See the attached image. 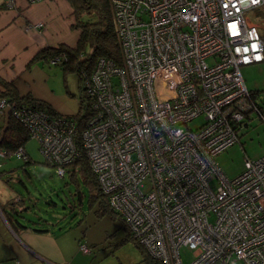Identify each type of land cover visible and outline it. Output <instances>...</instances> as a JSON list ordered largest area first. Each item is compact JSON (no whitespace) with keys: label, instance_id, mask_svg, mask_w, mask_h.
<instances>
[{"label":"built area","instance_id":"obj_1","mask_svg":"<svg viewBox=\"0 0 264 264\" xmlns=\"http://www.w3.org/2000/svg\"><path fill=\"white\" fill-rule=\"evenodd\" d=\"M109 2L121 63L99 58L83 76L92 115L80 134L100 191L160 264H184L182 246L188 264H264V157L233 179L215 161L261 120L240 67L264 62V0ZM7 107L62 177L79 157L75 122L5 100L0 115Z\"/></svg>","mask_w":264,"mask_h":264},{"label":"rangeland","instance_id":"obj_2","mask_svg":"<svg viewBox=\"0 0 264 264\" xmlns=\"http://www.w3.org/2000/svg\"><path fill=\"white\" fill-rule=\"evenodd\" d=\"M86 19L87 16L84 17ZM240 73L248 91L260 92V99L256 101L264 115V62L241 66ZM35 76L39 97H45L43 99L52 103L60 115L77 113L81 89L74 71L64 75L61 67L48 63ZM201 121L200 117L190 126L197 128ZM238 135V142L215 158L228 179L242 173L245 158L257 160L264 157V121L256 114ZM25 149L31 159L30 164L24 165V160L16 156L1 158L0 162H5L7 168H13L4 181L11 191L23 197L25 210L22 214L35 228L44 227L45 222L53 224L54 233L59 236V241L65 243L70 255L75 251L76 255L85 258L81 264H141V254L132 242L125 241L115 248L116 243L125 238V232L117 220L109 219L105 213L98 215L104 211L99 207V200L90 203V188L80 175L74 178L66 172L59 176L56 168L45 164L34 139L27 142ZM215 184V181L211 182L212 186ZM79 240L91 249L89 255L79 251ZM192 253L193 250L187 246L179 249L184 264L192 260ZM78 260L77 257L76 264Z\"/></svg>","mask_w":264,"mask_h":264},{"label":"crops","instance_id":"obj_3","mask_svg":"<svg viewBox=\"0 0 264 264\" xmlns=\"http://www.w3.org/2000/svg\"><path fill=\"white\" fill-rule=\"evenodd\" d=\"M74 25V10L68 0L35 3L16 0L13 9L4 8L0 0V81L12 84L20 96L29 93L59 113L52 103L36 93L35 74L45 65L36 60V56L44 49L61 45L74 48L80 35ZM3 90L0 85V92ZM1 158L8 157L0 155ZM12 170L5 162H0V264H76L77 257V264H81L85 258L76 255L75 251L70 255L65 243L54 233L53 224L45 222L44 227L35 228L22 214L23 197L11 191L4 181ZM18 199L20 201L16 203ZM3 212L11 214V223ZM140 254L139 263L149 264Z\"/></svg>","mask_w":264,"mask_h":264},{"label":"trees","instance_id":"obj_4","mask_svg":"<svg viewBox=\"0 0 264 264\" xmlns=\"http://www.w3.org/2000/svg\"><path fill=\"white\" fill-rule=\"evenodd\" d=\"M68 1L74 10V28L80 32L76 46L74 48H70L68 46L61 45L57 48L44 49L38 53L36 60H40L44 64H48L51 59L59 58L60 62L57 63L56 66L61 67L64 75L70 71H74L77 74L79 88L81 89L77 113L73 115H60L48 103L34 99L29 93L24 96H20L12 84L2 81H0V85H2L4 90L0 92V100H5L10 107L17 105L33 106L52 116H64L75 122V143L77 145L79 157L73 161L69 167L65 168V173H70V176L74 178H76V175H80L84 183L89 186L91 198L90 203L99 200V207H101L104 211L103 213L100 211L98 213L99 216H103L105 213L106 217L111 220H117L120 223L121 229L125 232V238L116 243L115 248L120 246L125 241H130L140 251V253H142L144 260L147 263L160 264L158 261L150 258L144 249L138 245V243L132 238L122 217L111 208L107 197L100 191L96 178L91 172L88 161L81 149L80 134L84 129L87 120H89L92 115L91 102L84 89L83 76L85 75L88 77L91 74L95 63L99 58L111 60L116 64L121 63L120 50L113 28L112 8L110 2L109 0ZM85 16H87L86 20H84ZM251 93L252 100L257 106L258 115H260L261 120L264 121V115L261 107L256 101L257 99H260V92L253 91ZM3 126L4 115H0V136ZM29 140V132L23 125L14 119L12 111H10L6 131L4 132L2 139H0V153H5L6 157H10L14 156V153L22 148L25 151L23 164H30L31 159L28 157L25 149V145ZM45 164L47 163L45 162ZM19 201L16 203H19ZM24 209H22V211H24ZM3 214L6 217V220L11 223V214L8 212H3ZM80 245L81 243H79V246Z\"/></svg>","mask_w":264,"mask_h":264},{"label":"water","instance_id":"obj_5","mask_svg":"<svg viewBox=\"0 0 264 264\" xmlns=\"http://www.w3.org/2000/svg\"><path fill=\"white\" fill-rule=\"evenodd\" d=\"M9 112H10V108L9 107L5 108L4 111H3V114H4V126H3L2 131H1L0 139H2L3 134L6 131V128H7V125H8Z\"/></svg>","mask_w":264,"mask_h":264},{"label":"clouds","instance_id":"obj_6","mask_svg":"<svg viewBox=\"0 0 264 264\" xmlns=\"http://www.w3.org/2000/svg\"><path fill=\"white\" fill-rule=\"evenodd\" d=\"M4 115V114H3Z\"/></svg>","mask_w":264,"mask_h":264}]
</instances>
